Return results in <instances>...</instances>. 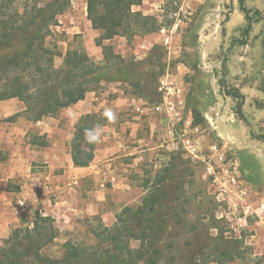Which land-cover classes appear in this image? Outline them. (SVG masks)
Returning <instances> with one entry per match:
<instances>
[{
    "label": "rangeland",
    "instance_id": "rangeland-1",
    "mask_svg": "<svg viewBox=\"0 0 264 264\" xmlns=\"http://www.w3.org/2000/svg\"><path fill=\"white\" fill-rule=\"evenodd\" d=\"M47 1L29 0V3L42 6ZM17 2L23 7L26 0ZM245 5L255 22L244 45L234 44V40L244 39L246 27L245 14L240 10L238 0H160L151 14H147L153 16L160 26L157 31L139 34L132 40L116 37L105 42L112 44L116 53L127 61L152 59L151 65L138 68L137 72L152 70L148 80L158 86L147 97L138 96L139 90L129 83L101 82L95 91L99 101H105L100 111L95 113L96 124L104 127V137L108 136L106 128L110 124L122 133L116 139L111 138L115 137L113 133L106 141L103 138V142L96 145V150L103 146L115 147L113 152L105 154V159L112 158L108 162L113 163L106 171L112 176H122V181L123 177L127 178L125 182L130 187L124 189L123 181L119 185L122 187L114 190L112 184L117 182L108 181L104 183L107 190L98 192L96 182L84 187L70 185L75 188L73 191H77L74 196L77 213H73L72 218H54L59 235L43 249L44 254L61 257L67 240L78 244L95 243V231L101 225L111 226L123 207L140 204L148 193L146 181H151L150 187L156 174L173 163L169 210L176 215L170 220L169 232L174 250L186 258L183 260L200 261V256L206 258L208 264H215L211 262L210 250L206 246L211 244L214 247L217 243L221 247L240 246L242 256L228 264H251L252 259L264 256V142L251 135H264V0H245ZM176 11L180 12L178 20L173 16ZM59 19L62 22L51 27L47 40L52 51L61 53L55 56V65H63L65 53L70 48L85 50L95 62L103 63L102 47L96 43L100 31L91 30L80 0ZM163 29L165 31L162 32ZM224 60L228 67L226 76L222 66ZM195 64L198 65L197 70L192 68ZM223 76L229 87L239 89L245 96L243 109L248 124L237 117L236 101L227 96L219 85ZM141 77L139 75L137 79ZM161 87H164L162 91ZM168 88H174L176 95H180L174 99L183 119L173 134L169 133L167 113L155 110L165 96H172ZM117 96H121L122 102L114 106L111 102ZM130 97H135V101L127 102ZM190 101L204 111L202 122L196 124L197 119L188 108ZM11 105L6 112L14 111L19 105L24 107L17 100ZM105 107L116 111L115 122L103 117ZM2 109L1 115L4 113ZM21 118L27 121L25 116ZM4 119H0V132L1 127L7 125ZM187 119L191 121L189 128L183 125ZM61 123L64 124L65 120ZM26 124L30 131L27 140L32 142L41 137L39 141L46 142L47 139L50 146L54 134L48 138L40 136L41 125L36 126L34 122ZM65 130L63 138L59 135L54 138L65 143V151L69 152L74 130L68 127ZM121 137H124L127 147L124 152L116 144ZM186 140L193 144L192 152L185 147ZM0 148V177L6 179L10 172L6 165L10 148L4 140H0ZM243 148L251 149L258 157L254 165L256 173L262 175L263 183L260 185H252L245 179L237 155L238 149ZM218 153H223L224 158L221 159ZM139 155L143 158L139 159ZM38 158L31 161L33 164L29 171L32 173L44 167ZM10 180L8 189L18 192L17 182ZM50 184L51 188L53 184ZM42 196L44 204L31 202L21 209L17 215V228L30 224L37 212L52 216L51 211L46 214L40 210L44 205L51 209L50 205L56 202V194L53 190H44ZM17 200L15 196V207ZM132 245L137 248L139 243L134 240Z\"/></svg>",
    "mask_w": 264,
    "mask_h": 264
},
{
    "label": "trees",
    "instance_id": "trees-1",
    "mask_svg": "<svg viewBox=\"0 0 264 264\" xmlns=\"http://www.w3.org/2000/svg\"><path fill=\"white\" fill-rule=\"evenodd\" d=\"M143 1L87 0V18L92 28L100 31L96 43L102 47L103 63L95 62L85 50L70 48L65 53L63 65L57 67L55 56L61 53L52 51L47 40L51 27L57 25L59 17L70 9L72 0H49L42 6L36 3L30 5L26 0L23 7L17 0H0V98H17L25 107L20 114L38 122L46 117L55 118L64 109L84 100L86 94L96 91L101 82L129 83L139 90L138 96L150 95L158 87L148 80L152 70L137 71L151 65L152 59L127 61L116 53L112 44L105 43L116 37L132 40L134 36L152 34L160 28L153 16L133 9L134 6H141ZM238 1L240 10L245 14L246 27L244 39L234 40V44L244 45L255 21L245 0ZM223 34H226L225 27ZM222 66L226 76V60ZM192 68L197 70L198 65ZM139 75L142 77L138 80ZM224 76L219 85L227 96L236 101L237 117L248 124L243 109L245 96L239 89L229 87ZM188 108L196 117V124L204 120V111L197 103L190 101ZM20 114L6 120H14ZM95 118L96 115H83L75 125L70 153L76 167H87L94 159L96 145L85 142L84 129L96 124ZM251 135L264 142V135ZM40 138L36 137L33 144L46 146V142L39 141ZM237 155L246 181L252 185L263 183L262 175L255 171L254 160L258 158L255 153L243 148L238 149ZM1 156L2 151L0 160ZM174 168L172 163L159 171L150 187L151 181H146L148 193L141 203L123 207L111 226L101 225L95 231V243L78 244L67 240L59 258L43 252L59 235L55 219L37 212L30 224L13 230L3 241L0 264H208V260L200 256V261L183 260L186 258L174 250L170 239V220L176 215L169 210ZM134 240L139 243L137 248L132 245ZM206 248L210 250L211 262L215 264L233 263L237 256H242L237 244L232 248L221 247L219 243L214 247L208 244ZM249 263L264 264V256Z\"/></svg>",
    "mask_w": 264,
    "mask_h": 264
},
{
    "label": "crops",
    "instance_id": "crops-1",
    "mask_svg": "<svg viewBox=\"0 0 264 264\" xmlns=\"http://www.w3.org/2000/svg\"><path fill=\"white\" fill-rule=\"evenodd\" d=\"M79 0H72L71 7H74ZM160 0H144L141 6H134L133 9L135 11H141L145 15L151 14L154 6ZM83 5L84 14L87 18V0H80ZM153 2V3H152ZM150 3L152 5H150ZM70 7V8H71ZM69 11V10H68ZM67 11V12H68ZM66 12V13H67ZM64 13L63 15H65ZM62 15V16H63ZM60 16V17H62ZM62 19V18H61ZM59 19V23L62 20ZM87 18V22H88ZM89 26H91V22L89 21ZM88 26V28H90ZM91 30L96 31L92 28ZM98 59H101V56H98ZM140 99V98H139ZM138 101L141 102L140 99ZM3 101H8V103L0 102V109L3 107L2 115L0 114V119L4 117L8 119L14 115L22 114L25 107H21L20 105L16 107V109L12 112H6L7 109L12 107L11 103L14 100H17L19 103H22L17 98L11 99H2ZM127 102L135 101V97H130L126 99ZM122 102L121 96H117L111 103H114V106L118 105ZM105 104V101H99L96 92H88L84 100L78 102L77 104L64 109L57 117H46L38 122H34L36 126H40L42 131H40V136L52 137L55 140V135H59L60 138H63V134L66 132L65 127L72 128L75 131V125L80 120L83 115L92 114L100 111L102 105ZM24 105V104H23ZM114 112H116L113 109ZM149 115L148 112H146ZM18 116L16 119L7 121L6 127H1L2 131L0 132V140H4L7 142L10 150L8 153V160L6 165L9 166V175L6 179L0 177V246L3 245V241L11 235L12 231L17 229L18 221L17 215L21 212V209L27 205L28 203H37L41 201L44 204V197L42 196V192L44 190H53L56 194L55 204H51V209L47 206L40 211H44L46 214H49L48 211L52 212V217L56 220L61 217H73V213H77V209L75 208V193L77 191H73L74 189L70 187L72 184H79L78 186H89L90 184L94 185L96 182V189L99 191H106L107 187L104 183L111 181L117 182L112 184V188L117 190L121 183L127 181V178L122 176H112V174H108L106 169L111 167L113 163H109L108 160H112V158L105 159V154L107 152H113L115 147L110 148L109 146H103L95 151V156L91 164L87 167H76L73 164L72 156L70 151H65V143H62L61 140L57 138L55 142L51 139L50 146L49 140L46 139V146H39L33 144V142L27 140L29 139L28 135L30 134L29 129L27 128V124H31V120L23 121L21 118L24 115ZM162 114V113H160ZM163 115V114H162ZM4 119V120H5ZM65 120V123H61L62 120ZM148 119L153 120V118L149 117ZM29 121V122H28ZM18 123V124H17ZM130 124V123H129ZM117 125V124H116ZM153 125H155L153 123ZM106 132L108 133V138L113 133L115 137H120L121 132H117L116 127L111 124L107 126ZM107 137H104V140H107ZM54 142V143H53ZM63 144V145H62ZM116 144H119V148L121 152L126 151L124 137L119 138L116 141ZM162 146V145H160ZM1 151V148H0ZM141 152V151H139ZM36 157H39L38 160L43 162L44 167L37 172L29 171L32 168L33 161ZM143 158L142 155H139V159ZM108 162V163H107ZM63 168V170L59 169ZM111 172V171H109ZM108 176H112L109 178ZM14 179V180H10ZM14 181L18 184L19 189L18 192L10 191L7 187V183ZM121 180V181H120ZM50 183L53 184L50 188ZM122 187V186H121ZM120 187V188H121ZM130 187L126 182L123 185V188ZM123 189V190H124ZM15 196L18 198L16 201L17 206L13 205V199ZM30 200V201H29ZM93 203H88V205H92ZM26 212V211H25ZM30 213V212H28ZM27 216V215H26ZM58 222V221H56ZM254 237V236H253Z\"/></svg>",
    "mask_w": 264,
    "mask_h": 264
},
{
    "label": "built area",
    "instance_id": "built-area-1",
    "mask_svg": "<svg viewBox=\"0 0 264 264\" xmlns=\"http://www.w3.org/2000/svg\"><path fill=\"white\" fill-rule=\"evenodd\" d=\"M189 2L192 0H188ZM173 16L176 17V19L178 20L180 17V12H174ZM165 31L164 29L162 30V32ZM169 40H167L166 42H168ZM164 87H161L160 90L162 91ZM171 89V94L172 96H165L164 97V101L157 105L155 107V110H157V112H161V111H165L164 113H167V115L169 116V123H168V128H169V133L173 134V131L175 130V127L182 123V117H181V111L178 110V106L176 104V100L174 99L175 96L180 97V95H176L175 89L174 88H168ZM180 122V123H179ZM191 124V121L189 119L183 121V125H185V128H189ZM185 147L187 148V150H189V152H192L194 149L193 144L189 141L186 140L185 141ZM214 149L217 151V147L214 146ZM218 155L220 156L221 159L224 158V154L223 153H218ZM244 194H246V192H244Z\"/></svg>",
    "mask_w": 264,
    "mask_h": 264
},
{
    "label": "clouds",
    "instance_id": "clouds-1",
    "mask_svg": "<svg viewBox=\"0 0 264 264\" xmlns=\"http://www.w3.org/2000/svg\"><path fill=\"white\" fill-rule=\"evenodd\" d=\"M102 115L110 122H115L117 119V115L111 107H105ZM103 138L104 127L99 123L84 129V140L89 145H98L103 142Z\"/></svg>",
    "mask_w": 264,
    "mask_h": 264
}]
</instances>
